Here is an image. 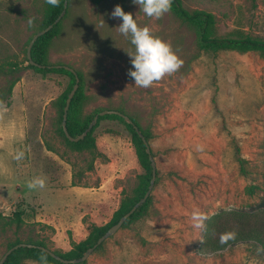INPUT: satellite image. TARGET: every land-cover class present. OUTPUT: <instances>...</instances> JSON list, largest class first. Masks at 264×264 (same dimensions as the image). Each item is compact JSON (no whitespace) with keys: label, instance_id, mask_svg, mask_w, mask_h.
<instances>
[{"label":"rangeland","instance_id":"rangeland-1","mask_svg":"<svg viewBox=\"0 0 264 264\" xmlns=\"http://www.w3.org/2000/svg\"><path fill=\"white\" fill-rule=\"evenodd\" d=\"M181 1L189 11L213 14L220 36L264 39V0ZM116 5L171 45L182 61L177 71L148 88L135 86L128 75L134 46L111 16ZM45 6L46 0H0V67H20L0 75V89L14 83L10 104L0 108V260L17 241L70 252L134 197L143 172L119 120L95 125L94 150L75 151L59 135L56 101L71 79L43 76L26 61ZM198 41L171 10L155 19L132 0H69L48 62L81 75L82 123L100 110L122 109L149 132L159 170L147 216L120 229L84 264H264V252L251 244L210 252L205 228L191 221L194 209L209 220L225 209L264 207V191L247 192L251 185L264 189V56H215L200 51ZM34 177L45 187L28 188ZM17 212L25 221L20 227L7 223Z\"/></svg>","mask_w":264,"mask_h":264},{"label":"trees","instance_id":"trees-1","mask_svg":"<svg viewBox=\"0 0 264 264\" xmlns=\"http://www.w3.org/2000/svg\"><path fill=\"white\" fill-rule=\"evenodd\" d=\"M92 1L95 4L100 5L106 0ZM64 9L65 0H60V4L56 7H53L46 3L40 30L42 31L50 25H54V27L47 34L40 37L34 44L31 55L32 60L35 64L31 63L28 56L26 58V61L29 62V67L31 69L35 70L37 73L43 76H47L50 74H64L70 77L71 84L69 89L56 101V105L59 111L58 133L64 139L66 144L75 151L80 152L85 150H94L96 148V140L93 136V133L96 126H94V128L83 140H80L78 142L70 141L66 136L63 128L64 113L69 94L73 90L76 83V77L74 73L66 69V65L50 64L48 62L49 49L54 38L60 33L61 21L63 19L57 24H55V22L60 17ZM171 11L178 19L182 21L184 25H187L189 28L197 31L199 36L198 45L200 51L202 52L213 53L215 56H218L221 52L237 51L240 53H246L249 51H253L264 56V39L253 38L248 35L240 38L220 36L217 32L215 16L211 13H208L206 11H189L185 8L181 0H173ZM11 67L12 69H10L9 71H7L4 67H0V75H11L13 72H9H11L12 70H20V67L17 64L12 63ZM78 75L81 79V75L79 73ZM13 88L14 83H12L9 87L0 89V108L4 105L10 104ZM86 99L87 98L81 92L80 84V88L71 102L67 117V127L71 136L73 137L82 135L90 126L92 119H94L97 115H100V113L104 111L100 110L96 112L91 121L82 123L81 111L83 110ZM117 111H120L121 113L127 115L122 109H119ZM130 118L132 120V123H129L125 118L117 114H107L104 116L100 115L97 123L99 124L102 120L105 119H115L123 122L127 126L131 134L132 142L136 149L138 162L143 171L139 176V184L135 189V195L133 198H125L122 200L119 209L114 214L113 220L108 225L94 227L92 232L85 239L76 244L70 252L66 254L55 252L63 259L72 260L82 257L88 249L94 247L98 243L99 239L103 237L113 225L117 224L124 215H126L141 199H143L149 190L151 181L153 179V164L149 154L147 153L146 143L138 133L137 128L142 131L149 144L151 143L152 138L149 132H145L141 129V127L133 117ZM152 154L154 158H156V155L153 153V151ZM241 165V173H243L245 176L248 175V171L242 161ZM158 176L159 170L157 168L156 181H158ZM260 191H264V189L256 185H251L247 188L248 194L252 196L256 195ZM152 198L153 197L151 194L147 202L127 220L124 226H128L129 224L136 223L144 219V217H146L148 214ZM1 217L2 214L0 213V218ZM8 220H10L7 222L9 225L15 223L18 227H20L25 222L22 212L15 213L14 217H10V219ZM228 232H234L236 234L235 238L230 239L226 244H221V234ZM205 239V246L208 248L210 246V252L214 253L217 252L223 254L225 250L231 249L238 244H251L252 246L257 248L259 252H264V207H260L254 210L232 208L218 212L216 215L212 216L206 223ZM19 243L24 242L17 241L14 244H11L9 249ZM28 244H32L35 247H22L15 250L8 257L5 264H25L26 261H35L39 264H66L53 257L51 253H49L45 249H41L40 247L48 248L44 242L28 241ZM103 244H101L97 249H101Z\"/></svg>","mask_w":264,"mask_h":264},{"label":"clouds","instance_id":"clouds-1","mask_svg":"<svg viewBox=\"0 0 264 264\" xmlns=\"http://www.w3.org/2000/svg\"><path fill=\"white\" fill-rule=\"evenodd\" d=\"M172 2L173 0H132V3L138 5L140 11H143L146 16L155 19H159L169 12ZM46 3L56 7L60 4V0H46ZM111 16L120 19L121 23L117 27L119 32L125 37H130V43L134 46V51L128 53L132 65L128 75L133 79L135 86L148 88L154 82L180 68L182 61L173 51L171 45L153 35L149 27L138 26L133 15L126 13L122 6L116 5ZM28 23L31 25L32 19H29ZM22 156L21 152L17 159ZM27 186L30 189L44 188L45 179L34 177ZM207 220L208 216L199 209L192 211L191 221L194 228L204 229ZM235 235L234 232L221 234L220 243L226 244L230 239H234Z\"/></svg>","mask_w":264,"mask_h":264},{"label":"water","instance_id":"water-1","mask_svg":"<svg viewBox=\"0 0 264 264\" xmlns=\"http://www.w3.org/2000/svg\"><path fill=\"white\" fill-rule=\"evenodd\" d=\"M68 5H69V0H65V9L64 11L62 12V14L60 15V17L57 19V21L55 22V24L59 23L63 17L65 16V14L67 13V9H68ZM54 25H50L49 27H47L46 29L38 32L34 37L33 39L31 40L30 44H29V47H28V58L30 59L31 63L32 64H35L32 60V48L34 46V44L36 43V41L44 36L45 34H47L51 29H53ZM66 69H68L69 71H71L72 73H74L75 77H76V83L74 85V88L73 90L71 91V93L69 94V97H68V100H67V105H66V108H65V113H64V120H63V128H64V131H65V134L66 136L68 137V139L70 141H73V142H78L80 140H83L87 135L88 133L94 128V126L97 124L98 122V119H99V116H104V115H107V114H117V115H120L122 116L123 118H125L129 123H132V120L131 118L128 116V115H125L123 113H121L120 111H117V110H104L100 113V115H97L93 122L90 124V126L88 127V129L80 136L78 137H73L71 136L69 130H68V127H67V117H68V112H69V108H70V105H71V102L75 96V94L77 93V91L79 90L80 88V84H81V79L78 75V73L76 72V70L70 66H65ZM137 131L138 133L140 134V136L142 137L143 141L146 143V146H147V153L149 154L150 156V159L152 161V164H153V179L151 181V185L149 187V190L148 192L146 193L145 197L143 199H141L126 215H124L120 221L113 225L109 230L108 232L99 239L98 243L94 246V247H91L90 249H88L84 255L78 259H72V260H66V259H63L62 257L58 256L55 252H53L52 250H50L49 248H45V247H40L41 249H45L46 251H48L49 253H51V255L55 258H57L58 260L66 263V264H81V263H84L86 262L90 257L91 255L96 251V249L101 245L103 244L107 239H109L110 237H112L114 234H116L120 229L123 228L124 224L127 222V220L141 207L143 206L147 200L149 199V197L151 196L152 192H153V189L155 187V183H156V179H157V165H156V162H155V158L152 154V148L150 146V144L147 142L145 136L143 135V133L139 130V128H137ZM22 247H35L34 245L32 244H28V243H19L17 245H15L14 247H12L11 249H9L5 255L2 257V259L0 260V264H5L8 257L17 249L19 248H22Z\"/></svg>","mask_w":264,"mask_h":264}]
</instances>
